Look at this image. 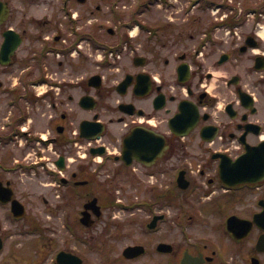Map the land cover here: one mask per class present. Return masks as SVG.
<instances>
[{
	"label": "flooded vegetation",
	"instance_id": "af4514ba",
	"mask_svg": "<svg viewBox=\"0 0 264 264\" xmlns=\"http://www.w3.org/2000/svg\"><path fill=\"white\" fill-rule=\"evenodd\" d=\"M135 4L0 0V264H264V0Z\"/></svg>",
	"mask_w": 264,
	"mask_h": 264
},
{
	"label": "rangeland",
	"instance_id": "374dc122",
	"mask_svg": "<svg viewBox=\"0 0 264 264\" xmlns=\"http://www.w3.org/2000/svg\"><path fill=\"white\" fill-rule=\"evenodd\" d=\"M142 0H136V4L134 6H137L138 2H141ZM179 1V5L183 8L184 13L187 12H198L201 14V18L197 21V25H192L193 21L190 20H186V21H182V27L183 28H211V27H219V28H231L232 26H228L225 25V18H226V13L228 12L226 9V2L227 0H178ZM243 3H245L247 0H240ZM195 2H197L196 4H194ZM242 6V10L243 13L246 12L248 9H245L246 6L244 4L241 5ZM133 7H131V9L125 8L123 12L127 13L128 16L125 18V20L120 24L119 26V34L122 33V31H124L127 27L128 24L130 22L131 26H130V30H138L140 28H145L146 24H156V23H160L162 20H160L159 15H156L154 12H149L147 15L139 17L140 20H138L137 22H134L135 20H133L132 18V13H133ZM230 8H234L235 6H231ZM236 10V9H235ZM261 18H257L256 14H255V18L253 15H248L247 18V23L246 25H244V28L250 29L251 26H254L256 28H258L261 31V35L262 38L264 40V11H262ZM224 16V18L222 17ZM134 22V24H133ZM218 23H220L219 26H216ZM225 23V24H224ZM244 23V21H242V24ZM133 24V25H132ZM143 24V25H141ZM121 35V34H120ZM107 40H110V36H107L106 38ZM108 47V46H107ZM102 56L105 58H107V52L104 51V53L102 54ZM22 187L28 188V189H34V188H38L39 190H43L41 188L38 187L37 182H35L34 180L31 179H24L22 181H20L19 183ZM35 204L39 205V207H36L35 210H37V212L39 213V218L40 220H47L50 219L49 216V211L47 209L44 208L45 203L40 201V202H36ZM44 218V219H43ZM130 239L128 236L123 237L121 239L120 242L116 243V246L121 248L122 246L128 244L130 242ZM94 257L97 256V253L94 252L92 254Z\"/></svg>",
	"mask_w": 264,
	"mask_h": 264
},
{
	"label": "water",
	"instance_id": "95a60500",
	"mask_svg": "<svg viewBox=\"0 0 264 264\" xmlns=\"http://www.w3.org/2000/svg\"><path fill=\"white\" fill-rule=\"evenodd\" d=\"M129 141V139H126V142H128ZM243 179L241 178V179H239V180H237V181H242ZM134 247H128L127 249H126V253H130L131 251H132V249H133Z\"/></svg>",
	"mask_w": 264,
	"mask_h": 264
}]
</instances>
